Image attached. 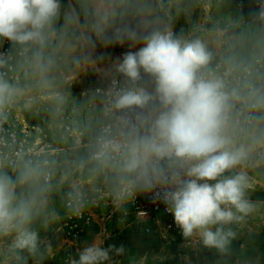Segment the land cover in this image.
Wrapping results in <instances>:
<instances>
[{"label":"clouds","instance_id":"9594fccd","mask_svg":"<svg viewBox=\"0 0 264 264\" xmlns=\"http://www.w3.org/2000/svg\"><path fill=\"white\" fill-rule=\"evenodd\" d=\"M5 42L0 264H44L58 250L42 232L148 193L216 264H264V0H0ZM125 44L99 66L97 45ZM88 72L106 84L74 96ZM77 254L66 264L125 248Z\"/></svg>","mask_w":264,"mask_h":264},{"label":"rangeland","instance_id":"374dc122","mask_svg":"<svg viewBox=\"0 0 264 264\" xmlns=\"http://www.w3.org/2000/svg\"><path fill=\"white\" fill-rule=\"evenodd\" d=\"M233 2L242 5L245 14H247L249 7L254 6V0H233ZM61 3L63 6H67L69 0H61ZM182 26H184L183 19L177 22L176 31H179ZM4 46L9 47L8 42H5ZM129 50L127 44L124 46L113 45L108 48L97 45L96 56L104 57L99 66L103 68L107 66L110 60L122 59L123 54ZM103 80L102 73L88 72L72 85V93L74 96L79 97L82 92L95 88ZM253 199H264V190L254 192ZM106 212L104 210L86 212L85 220H92L99 216L102 222L103 218L112 215L110 213L106 214ZM112 216L114 218L110 220V231L101 236L103 247L107 248L109 245L120 247L123 245L125 254L123 256L113 255L112 261L106 262V264H216L217 262L218 257L213 250L202 247L195 250L188 246L181 234V229L177 227L175 221L173 222V228L169 229L166 226L169 221L161 213L139 218V216L129 211V207L126 205V214L122 212V216ZM67 219L68 217H64L59 225L41 233L42 238L46 239L54 250H58V254L45 260L44 264H66L69 256L78 259V249L101 239L98 233L96 237H92L93 241H85L81 236H76L75 231L73 232L67 227ZM56 227H60L61 230L57 231ZM258 241L264 246V229L261 230ZM29 264H31V261H29Z\"/></svg>","mask_w":264,"mask_h":264},{"label":"built area","instance_id":"2783aa9c","mask_svg":"<svg viewBox=\"0 0 264 264\" xmlns=\"http://www.w3.org/2000/svg\"><path fill=\"white\" fill-rule=\"evenodd\" d=\"M7 49L8 47L4 46L2 49H0V51H6ZM104 84H106L105 80L98 83L96 87L103 86ZM22 123L24 122L22 121ZM25 126L27 127V123H25ZM128 207H129V211H131L134 215L139 216V218L149 217L154 213H161L169 221V223L166 226L169 229H172L174 226L173 215L166 211V205L161 200H154L153 194L151 193L137 194L135 200L132 203L128 204ZM141 213H143V215H141ZM84 219H85V214L80 218H75V217L68 218L67 227H69V229L74 232L79 227L81 221Z\"/></svg>","mask_w":264,"mask_h":264},{"label":"crops","instance_id":"0c3cea01","mask_svg":"<svg viewBox=\"0 0 264 264\" xmlns=\"http://www.w3.org/2000/svg\"><path fill=\"white\" fill-rule=\"evenodd\" d=\"M24 123H26L25 121H23ZM99 210H104L107 211L106 214H112V215H116L122 216V212L115 210L114 207L111 205L110 202H108L107 204L105 203H101V205L97 206V207H93L89 210H87L86 212L90 213V212H94V211H99ZM85 212V213H86ZM124 213V212H123ZM110 216L108 218H103L102 222L100 221L99 216H96V220L92 219V220H88L87 221L84 219L81 221L79 227L75 230V235L78 237H82L85 239V241H93L92 237H96L97 233L99 235V237L103 236L104 234L106 235L107 232L110 231V226H111V219L114 218V216ZM109 236V235H108ZM102 240V237L101 239ZM103 241V240H102Z\"/></svg>","mask_w":264,"mask_h":264}]
</instances>
